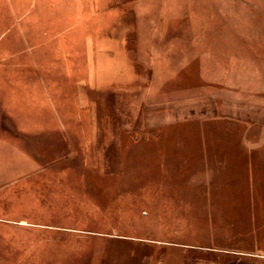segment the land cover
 Segmentation results:
<instances>
[{
    "label": "rangeland",
    "instance_id": "374dc122",
    "mask_svg": "<svg viewBox=\"0 0 264 264\" xmlns=\"http://www.w3.org/2000/svg\"><path fill=\"white\" fill-rule=\"evenodd\" d=\"M0 36L8 264H264V0H0ZM87 38L27 149L23 73Z\"/></svg>",
    "mask_w": 264,
    "mask_h": 264
},
{
    "label": "crops",
    "instance_id": "0c3cea01",
    "mask_svg": "<svg viewBox=\"0 0 264 264\" xmlns=\"http://www.w3.org/2000/svg\"><path fill=\"white\" fill-rule=\"evenodd\" d=\"M85 44L86 51H88V55L86 54L85 59H82V61H86L83 70H78L76 68L77 61L81 59H78L77 53H75V49V52L69 54L67 57V61H65L69 67L68 69L45 68L43 67V63L39 64V62H41V59L39 58L41 54H38V56L36 57L37 61L35 58H32L31 61L34 62V64L36 62L37 65H41V68H45L43 71H47L46 74H43V71H39L38 74L31 73L30 76H28V71L23 73V76L26 75L27 84L22 85L21 88V92L25 94V97L21 108L20 123L22 124L21 132L24 136H26L25 138L27 139V149L30 148L29 144L32 146V143L37 141L38 137L41 136V131L45 130L44 127H42L45 123L44 111L47 110L53 115L55 114L54 105H51V103L54 102L55 92L52 91L51 87H46L45 85H38V81L43 80L41 78L45 75L51 78H61L63 75L69 76L70 78H74L77 76L76 73L78 71L79 73H85V76H92L93 42L89 43L87 38ZM29 60V56H27V62H29ZM88 65H90L89 68L86 67ZM108 74L109 73L107 72L106 75ZM28 77H30L29 80ZM31 81L33 82V84L37 82V85L30 84ZM36 92L38 93L37 105H35L34 103L35 97L33 96V94H36ZM66 97L69 98V96ZM49 104L52 106L53 109H51ZM57 110L58 109H56V114L58 116L60 115V113ZM24 136L22 140L24 139ZM22 146V160L25 162V164L22 165L21 172L25 173L27 178L38 179L39 176H34L33 174L45 172V168L43 165H40L38 163L34 164L33 159H31V162L33 164H30V158L32 157L26 150L24 143H21V149ZM8 169V38L0 36V264L2 262V259H5V263L8 264ZM11 169L14 170V167H11ZM20 222H22L20 223V225H28V223L25 222V220L23 219Z\"/></svg>",
    "mask_w": 264,
    "mask_h": 264
}]
</instances>
